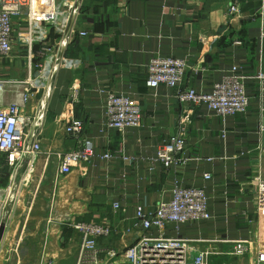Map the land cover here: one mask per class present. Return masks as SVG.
<instances>
[{
  "label": "crops",
  "instance_id": "1",
  "mask_svg": "<svg viewBox=\"0 0 264 264\" xmlns=\"http://www.w3.org/2000/svg\"><path fill=\"white\" fill-rule=\"evenodd\" d=\"M235 1L239 12L230 13ZM67 17L59 8L57 18L67 24L69 36L64 51L82 64L50 73L43 151L29 181L20 182L23 169L16 174L0 154V264L76 263L83 237L71 224L78 221L112 226V233L97 242L99 263L113 262L142 234H157L134 226L136 207L151 209L169 200L176 181L206 189L212 218L170 224L165 234L208 245L214 251L209 264H255L257 245L243 256L230 254L234 241L257 233V223L248 222L257 217V170L264 176L259 153L264 116L255 81H246L248 111L222 116L204 105L180 102L174 88L151 89L146 80L148 63L156 56L185 58L184 85L203 91L233 65L250 76L264 71V0H82L80 14ZM60 39L54 31L49 36L53 45ZM11 43V55L0 58V79L26 81L42 57L40 44L34 54L30 48L25 16L13 18ZM107 90L139 102L140 126L123 133L107 127ZM22 91L0 86V109L20 99ZM42 95V90L31 95L21 114L32 115ZM72 116L84 122L80 137L65 131ZM184 116L190 160L165 168L153 158ZM83 138L94 140L98 154L124 148L136 159L95 157L62 173L57 153L78 148ZM14 185L16 197H10Z\"/></svg>",
  "mask_w": 264,
  "mask_h": 264
},
{
  "label": "built area",
  "instance_id": "2",
  "mask_svg": "<svg viewBox=\"0 0 264 264\" xmlns=\"http://www.w3.org/2000/svg\"><path fill=\"white\" fill-rule=\"evenodd\" d=\"M59 8L68 13L67 18L75 19L81 11L82 0H0V58L11 55L13 18L25 16L28 22V39L30 48L40 44L39 53L42 61L38 64L33 77L26 81L0 79V86L23 87L20 99L0 109V154L5 162L20 175V182L27 183L34 171L36 162L43 151L42 134L46 121V109L52 81L50 73L60 67H78L82 60L67 55L64 51L69 41L67 24L57 18ZM240 3L235 1L229 7L230 13H238ZM43 18V22L40 21ZM61 35L57 45H53L49 36L52 32ZM86 36V31H80ZM189 66L185 58L174 56H156L147 66L146 84L151 89L165 85L176 90V97L182 103L191 106L204 105L216 113L226 116L246 113L250 105V95L246 81L252 78L261 98L260 111L264 116V71L259 69L254 75H246L240 65H233L228 73L216 81L209 91L198 90L184 85ZM50 69V70H49ZM43 91L32 115H22L21 110L31 99V95ZM105 99L106 124L110 129L124 132L129 127H138L142 120L139 102L131 95L107 90ZM67 134L80 137L84 131L82 119L72 116L65 126ZM264 132V125L261 127ZM187 125L182 117L174 134L170 135L156 152L153 160L161 162L165 168H171L178 162L186 163L190 157L186 153ZM260 156L264 155V146L259 147ZM62 173H69L73 167L82 162H89L95 157L108 160L124 159L133 161L135 156L128 155L122 148L117 152L98 154L95 142L91 138L80 140L78 148L57 153ZM212 158H208L211 160ZM1 164V163H0ZM208 179L211 175L205 174ZM257 181L256 208L257 217L248 218L249 223H257V233L252 238L233 242L230 254L243 256L250 252L251 245H257L255 264H264V176L261 170L255 174ZM17 185L11 187L10 197H16ZM10 192V191H9ZM119 208V203H115ZM212 218L206 189L198 186H183L175 182L172 197L160 200L154 208L145 209L138 205L135 210L134 226L157 234H142L139 239L123 250L119 258L105 264H209L214 251L200 242L179 236H167L165 230L170 224L179 225L186 222ZM83 237L79 260L74 264H100L98 258V239L112 233V226L96 221H78L71 224ZM115 254V253H114ZM42 264H60L46 261Z\"/></svg>",
  "mask_w": 264,
  "mask_h": 264
},
{
  "label": "rangeland",
  "instance_id": "3",
  "mask_svg": "<svg viewBox=\"0 0 264 264\" xmlns=\"http://www.w3.org/2000/svg\"><path fill=\"white\" fill-rule=\"evenodd\" d=\"M55 34H57V35H59L57 32H55ZM60 38H61V35H60ZM36 45V44H35ZM35 45H34V47H33V54H34V50H35ZM40 68L38 67L37 68V70H39ZM33 73H34V66H33ZM35 74V73H34ZM7 79H13V78H7ZM7 86H11V85H7ZM12 87V86H11ZM13 87H15V86H13ZM223 217H224V215H223ZM225 217H224V219L222 220L223 221V225H225ZM208 221V220H207ZM203 222H205V221H203ZM195 223H198V222H195Z\"/></svg>",
  "mask_w": 264,
  "mask_h": 264
},
{
  "label": "trees",
  "instance_id": "4",
  "mask_svg": "<svg viewBox=\"0 0 264 264\" xmlns=\"http://www.w3.org/2000/svg\"><path fill=\"white\" fill-rule=\"evenodd\" d=\"M68 55V54H67Z\"/></svg>",
  "mask_w": 264,
  "mask_h": 264
}]
</instances>
